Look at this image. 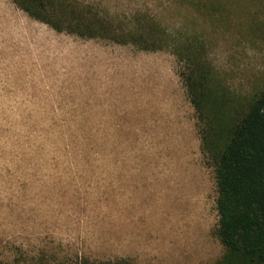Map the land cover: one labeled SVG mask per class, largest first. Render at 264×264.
Returning <instances> with one entry per match:
<instances>
[{
  "label": "rangeland",
  "instance_id": "374dc122",
  "mask_svg": "<svg viewBox=\"0 0 264 264\" xmlns=\"http://www.w3.org/2000/svg\"><path fill=\"white\" fill-rule=\"evenodd\" d=\"M61 1L163 51L0 0V264L218 263L216 172L173 51L203 48L231 133L264 90V0Z\"/></svg>",
  "mask_w": 264,
  "mask_h": 264
},
{
  "label": "trees",
  "instance_id": "16d2710c",
  "mask_svg": "<svg viewBox=\"0 0 264 264\" xmlns=\"http://www.w3.org/2000/svg\"><path fill=\"white\" fill-rule=\"evenodd\" d=\"M12 1L32 19L59 33L111 40L146 52L163 51L152 40L154 33L144 35L133 29L118 35L122 28H114L111 19L87 20L82 11L64 6L61 0ZM202 49L193 48L186 55L173 52L183 65L178 75L196 111L204 152L216 172L219 223L215 234L225 250L216 264H264V90L228 134L222 112H227L225 104L229 106L214 92L217 82Z\"/></svg>",
  "mask_w": 264,
  "mask_h": 264
}]
</instances>
